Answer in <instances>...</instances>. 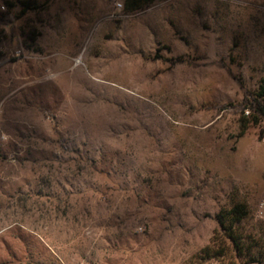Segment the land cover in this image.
I'll list each match as a JSON object with an SVG mask.
<instances>
[{"label":"rangeland","instance_id":"374dc122","mask_svg":"<svg viewBox=\"0 0 264 264\" xmlns=\"http://www.w3.org/2000/svg\"><path fill=\"white\" fill-rule=\"evenodd\" d=\"M123 2L0 0V264H187L235 201L257 228L264 0Z\"/></svg>","mask_w":264,"mask_h":264},{"label":"trees","instance_id":"16d2710c","mask_svg":"<svg viewBox=\"0 0 264 264\" xmlns=\"http://www.w3.org/2000/svg\"><path fill=\"white\" fill-rule=\"evenodd\" d=\"M162 0H124L125 13H137L150 8ZM23 13L32 5L23 2ZM1 43V42H0ZM2 55L0 53V60ZM251 119L244 120L240 136L248 124L257 125L264 118V86L251 102ZM250 211L242 202H231L228 209L220 210L215 216L217 230L210 243L193 255L187 264H213L228 260L227 264H264V223L257 222V228L249 226L247 219Z\"/></svg>","mask_w":264,"mask_h":264},{"label":"built area","instance_id":"2783aa9c","mask_svg":"<svg viewBox=\"0 0 264 264\" xmlns=\"http://www.w3.org/2000/svg\"><path fill=\"white\" fill-rule=\"evenodd\" d=\"M117 7L121 8L122 6L118 4ZM245 113L248 114L249 111L246 110ZM252 216L257 222L264 223V195L256 201L252 210Z\"/></svg>","mask_w":264,"mask_h":264},{"label":"bare ground","instance_id":"6f19581e","mask_svg":"<svg viewBox=\"0 0 264 264\" xmlns=\"http://www.w3.org/2000/svg\"><path fill=\"white\" fill-rule=\"evenodd\" d=\"M78 63H79V60H78V59H76V60H75V64H78Z\"/></svg>","mask_w":264,"mask_h":264}]
</instances>
